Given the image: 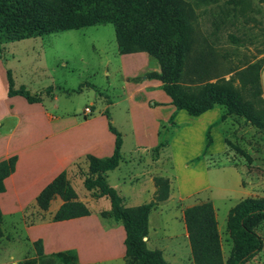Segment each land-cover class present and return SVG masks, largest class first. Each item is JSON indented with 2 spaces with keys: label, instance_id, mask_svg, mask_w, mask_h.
<instances>
[{
  "label": "rangeland",
  "instance_id": "rangeland-1",
  "mask_svg": "<svg viewBox=\"0 0 264 264\" xmlns=\"http://www.w3.org/2000/svg\"><path fill=\"white\" fill-rule=\"evenodd\" d=\"M185 1L191 10L189 27L194 40L184 63L180 84L194 91L206 82L230 80L241 102H247L255 109L264 107V0ZM117 48L112 23L93 24L3 42L0 54L1 113L8 97L5 93L7 69L11 71L14 86L24 84L32 94L40 93L45 107L54 116L67 113L80 116L90 101L94 103V114H97L108 101H117L107 105V109L114 119L113 124L124 137L121 148L123 161L120 169H116L110 177L121 179L134 175V179L138 177V181L144 185L143 195L136 200L118 193L124 206L152 201L148 214V233L145 236L147 247L160 249L168 264H194L183 209L189 204L209 199L216 209L222 253L226 262L234 243L227 228L229 208L245 197L264 198V128L255 126L242 114L228 113L222 104H215L213 107L220 109V115L206 128L205 134L211 125L222 121L226 149L207 162L194 164L200 154L193 158L188 156L200 143V129L204 119H193L184 110L185 115L178 116L180 126L174 117L171 119L174 113L160 122V148L155 149L158 142L147 153L130 154L128 150L133 146L131 119L126 103L118 98L122 92L121 75H113L117 65ZM209 60L210 65L206 64ZM199 67L201 70H197ZM106 69L110 71L109 74L105 72ZM254 70H257V84L253 87ZM52 92L56 100L51 98ZM14 103L16 109L24 110L23 106ZM222 113L225 117L220 118ZM137 116L154 118L145 108H139ZM191 127L196 130L190 131ZM2 129L0 142L7 137ZM208 146L205 135L202 153ZM132 156L134 161H128ZM82 161L71 169L73 175L68 177L79 193V198L89 201L88 206L94 211L104 205L108 207V198L96 201L101 197L94 195L96 188L85 187L84 179L90 172L86 157ZM135 171H140V174L135 175ZM148 172L152 175H148ZM192 175L196 176L197 183L204 184L199 189H193L195 181ZM160 176L169 182L168 195L164 199L157 198L155 178ZM136 182L132 183L136 185ZM152 185L155 186L153 192ZM102 210L96 216L104 227L123 229L119 220L108 215L102 216ZM41 218L49 219L50 215L37 205H30L18 220L1 219L0 264H25L26 260L37 256L25 228ZM83 220L90 222L91 218ZM37 229L43 231L47 239L58 233L57 225ZM257 232L262 237V247L245 264H264V225L257 228ZM86 241L85 236L81 255L93 252ZM35 264L131 263L127 261L124 251L112 260L100 261L80 260L78 252L63 249L38 256Z\"/></svg>",
  "mask_w": 264,
  "mask_h": 264
},
{
  "label": "trees",
  "instance_id": "trees-1",
  "mask_svg": "<svg viewBox=\"0 0 264 264\" xmlns=\"http://www.w3.org/2000/svg\"><path fill=\"white\" fill-rule=\"evenodd\" d=\"M190 14V7L185 0H0V54L5 41L112 23L119 52L143 50L158 60L160 70L148 71L146 76L161 80L162 89L171 97L177 109H185L190 115H199L215 104H222L228 113L242 114L255 126L264 128V107L255 109L251 104L241 102L230 80L206 82L194 91L180 84L184 63L194 40L189 27ZM210 62L206 64L210 65ZM197 70H201V67ZM253 74L254 87L257 84V70ZM6 78L9 96L19 94L28 102L42 100L40 93L32 94L24 84L15 87L9 69ZM105 114L109 129L115 136L113 152L101 157L86 155L90 174L84 179V185L88 189L96 188L94 195H105L109 199L110 207L102 210L101 215H108L122 223L124 254L128 262L168 264L160 249H151L146 245L152 201L124 206L117 189L106 180L105 172L115 168L122 157V134L113 125L108 110H105ZM173 117L174 114L171 119ZM223 117L224 113L220 118ZM205 135L208 146L212 141L210 128ZM160 146L162 144L159 142L155 149ZM16 159L17 156L13 154L0 160V192L5 189L4 179L13 172ZM155 183L158 186L157 198H166L168 179L156 177ZM57 195L62 202L51 215V220L60 221L90 214L89 207L78 197L66 170L60 171L40 190L36 205L46 210L50 200ZM183 219L194 264H245L262 247L263 240L257 232V228L264 225L262 197H245L229 208L227 228L234 243L226 262L212 201L207 199L184 207ZM33 245L37 256L26 260L25 264H35L37 257L44 254L42 238H36Z\"/></svg>",
  "mask_w": 264,
  "mask_h": 264
},
{
  "label": "crops",
  "instance_id": "crops-1",
  "mask_svg": "<svg viewBox=\"0 0 264 264\" xmlns=\"http://www.w3.org/2000/svg\"><path fill=\"white\" fill-rule=\"evenodd\" d=\"M116 58L117 65L114 67L113 75L120 74L122 79V92L118 98L126 103L128 116L131 119L133 146L128 151L130 154L134 152L147 153L159 142L158 129L160 122L174 113L175 121L180 126L178 116L185 115V109L175 107L171 102V97L162 89L160 79L146 76L148 71L160 70L158 62L147 51L121 53L117 48ZM105 72L110 73L107 69ZM134 77H139V79H133ZM5 93L7 94V88ZM7 96L4 111L2 113L0 111V128H3V134H7L6 139L0 142V160L13 154L17 156V159L13 172L4 179L5 189L0 192V210L3 221L5 219L18 220L28 206L36 205V196L40 190L60 171L66 170L67 176L71 178L73 175L71 169L79 161L84 160L87 154L101 157L110 155L113 152L115 136L109 129L105 110H108L107 105L117 103V101L110 100L99 109L97 114H94V103L90 101L84 106V108H90L89 113H86L83 109L80 116L69 113L54 116L45 107L42 100L28 102L19 94L12 96L7 94ZM50 96L54 100L57 99L53 92ZM92 96L96 97L95 94H92ZM14 102L23 106L24 110L16 109ZM139 108L149 110L154 118L138 117ZM219 115L220 109L216 106L199 115L188 113V116L193 119H204L203 127L200 129V143L193 153L188 156L193 158L200 154L196 163H194L195 161H192V163L207 162L226 149L221 121L218 124L211 125L210 133L213 141L202 153L205 145V130ZM111 121L113 123L114 119L111 118ZM193 130L196 129L191 127L190 131ZM123 144L124 137L122 136L121 148ZM121 156L119 164L105 172L107 181L122 196H130L131 199L135 200L141 198L144 185L138 181L140 180L138 177L134 179L133 173L131 178L130 175L121 179L117 177L111 179L110 177L111 173L116 169H120L123 161L122 151ZM130 160H133V156L128 161ZM133 168L135 169L136 166H133ZM134 173L135 175L140 174V171ZM147 174L152 175L150 172ZM192 177L194 182L196 176L192 175ZM136 180V185H134L132 182ZM203 185V183L195 181L193 189H199ZM154 188L155 186L152 185L151 192L154 191ZM77 194L79 197L78 192ZM106 198V196H101L96 201L105 200ZM83 201L88 206L89 201ZM61 202L62 199L58 195L53 197L50 200L48 209L42 210L47 211L50 220L41 218L34 225L25 228L30 241H34L38 237L42 238L44 254L71 249L79 253L80 260L109 261L123 253L124 229L116 226L104 227L96 216L99 210L108 209L110 204L108 207L104 205L96 211L88 206L90 209L89 215L53 221L51 215ZM86 218H91V221H84L83 219ZM216 219L218 226L217 214ZM49 225H57L58 233L47 239L42 233L43 231L37 228ZM68 225H73V227H67ZM85 236L88 240L86 241L87 246L93 250L90 255H81L82 242H84Z\"/></svg>",
  "mask_w": 264,
  "mask_h": 264
},
{
  "label": "built area",
  "instance_id": "built-area-1",
  "mask_svg": "<svg viewBox=\"0 0 264 264\" xmlns=\"http://www.w3.org/2000/svg\"><path fill=\"white\" fill-rule=\"evenodd\" d=\"M84 111H85L86 113H89L91 110H90L89 107H85V108H84Z\"/></svg>",
  "mask_w": 264,
  "mask_h": 264
}]
</instances>
